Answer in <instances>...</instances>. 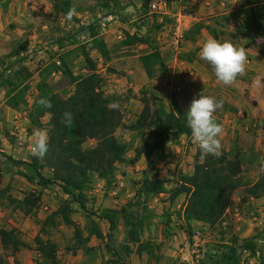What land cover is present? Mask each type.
<instances>
[{
  "label": "trees",
  "instance_id": "obj_1",
  "mask_svg": "<svg viewBox=\"0 0 264 264\" xmlns=\"http://www.w3.org/2000/svg\"><path fill=\"white\" fill-rule=\"evenodd\" d=\"M150 3L151 0H143L141 5L137 6L134 1L127 4L124 0H95L94 5L86 6L77 4L74 0H52V12L56 18L68 20L66 14L74 5L76 14L87 11L95 13L98 10L103 17L122 14L131 6L135 8L141 23L143 22L142 25L132 22L135 28L140 29L144 19L153 14L150 11ZM230 17L238 20L236 35L251 39L245 48L255 46L259 38L264 41V7L258 2L245 0L244 8L232 13ZM101 19L97 18L92 23L82 26L80 32L88 39L92 50L97 51L108 63L111 60L112 49L101 34ZM122 20L131 22L132 15L126 13ZM154 21L145 34L136 33L122 43L124 47L138 44L150 46L152 52L141 58L149 79L155 77L158 67L165 70L161 52L154 38L163 28L165 21L159 23L157 17ZM203 29H207L218 40L217 29L203 24H196L189 32V38L196 40V36ZM57 44L63 49V39H58ZM80 49L86 72L76 74L68 60V52L61 54L58 61H52L40 71L38 96L32 106L26 101L25 96L29 90L27 82L33 73L25 66L19 67L24 60V57H21L22 49L12 51L1 61L0 89L5 91L8 106L15 110L25 108L28 112V134L32 135L34 130L40 129L46 131L48 135V152L42 159L32 154L27 160L3 156L13 163L17 169L16 174L29 183L44 188L48 185H57L61 193L67 196L59 209L36 224L40 229L34 240L40 256L36 264H61L58 258L59 245L51 238L53 234L51 229L59 224L58 218L60 223L74 229L76 245L72 251L85 249L86 253L92 252L93 249L88 245L93 236L99 240L111 237L123 224L126 229V243L122 253L107 247L113 258L104 264H125L122 262L124 257L130 256L135 250L139 255L146 253L155 258L156 251L160 250L161 246L143 240L145 223L140 211L143 208L141 202L165 193L169 194L168 199L171 203L181 195L186 196L183 214L180 212L177 214L185 224L180 225L181 229L192 233L191 224L199 222L207 225L211 231L217 228L221 230L219 242L207 245L203 257L197 264H242L245 253L254 258L258 254L262 237L241 238L232 233L230 239L226 240L225 235L228 234L227 231L232 232V227L224 223L236 192H241L244 202L264 197V173H261L254 183L244 182L241 177L244 168L240 154L232 156L230 153H222L218 157L206 155L201 161L202 153L199 148L193 174H180L176 187L168 189L167 181L159 177L160 169L154 160L156 157L161 161L167 158L165 149L168 143L176 144L184 136L192 137L187 126V113L181 108L175 96H172L169 108L163 99L144 89L141 113L133 123L125 124L124 113L118 104L128 100V97L124 98L118 93H106L95 59L86 50L85 45H81ZM52 74L60 75L61 84L50 83ZM61 88L65 89L64 93H61ZM42 98L50 100L52 107H42L38 103ZM113 103L118 107L110 108L109 105ZM65 112L73 114L71 127L61 123ZM46 116H49L47 123L43 121ZM214 119L222 125L220 119L216 117ZM121 129L136 132L140 138L139 146L135 149V157L129 163L135 165L145 158L152 166L143 172L139 180L133 182L136 193L132 201L119 209L95 211L88 208V192L93 188V176L97 175L105 181L108 188H111L115 180L116 166L125 162L129 151L128 145L121 143L116 136ZM89 141H95V146L86 147ZM2 154L5 153L0 151V155ZM45 170L52 172L51 178L43 175ZM6 192L0 190V205L4 202ZM43 194V191L35 190L25 193L21 199H11L10 202L26 217L36 219ZM74 205H78L88 214L90 224L86 226V236L84 229L72 219V213L76 212ZM101 221L109 224L107 235L103 233ZM0 246L2 251L14 260L17 259L18 253L30 248L19 229L6 227L0 228ZM0 264H10V261L0 255Z\"/></svg>",
  "mask_w": 264,
  "mask_h": 264
},
{
  "label": "rangeland",
  "instance_id": "obj_2",
  "mask_svg": "<svg viewBox=\"0 0 264 264\" xmlns=\"http://www.w3.org/2000/svg\"><path fill=\"white\" fill-rule=\"evenodd\" d=\"M74 1L77 4L86 6L94 5L95 2V0ZM131 1L133 0H124L127 4ZM142 1L143 0H141V3ZM256 1L264 7V0ZM126 13L132 15V21H134V23H141L140 17L136 13L135 8L131 6L122 14L115 16L103 17V14L98 10L95 13L87 11L85 13H77L73 21H68L62 18H56L53 15L52 0H0V68L1 61L7 54L16 49H22L23 53L21 57H24V60L19 67L25 66L33 73L32 78L27 82L29 90L25 96L26 101L32 106L38 96L37 84L40 81V71L52 61H58L61 54L68 52V60L76 73L84 74L86 72L83 71L86 68V65L80 49L81 45H85L86 50L97 63V71L103 80V89L106 93H112L111 90H114V88L112 89L109 87L110 85H113V83H109V79L106 78L108 74V70H106L105 67L106 62L104 60L102 62L100 61V58H97V55H99L98 52L92 50L88 39L80 32V28L86 24L92 23L97 18H102L101 34L103 37L107 35L109 30H117L114 35L117 36L121 34L124 36V39H126L130 34L128 30L123 28L129 23V21L125 22L122 20V17L125 16ZM151 15L152 16L148 18L149 20L144 19L146 23H151L156 17L157 21L161 17H165V19L168 18V16L162 14ZM222 17L223 16H217L212 18L209 16L207 21H210L211 26L217 29L218 36H223L221 32L223 27H227V29H231L232 27V31L228 33H230V37H232L235 42L238 36L235 33L232 21H229L230 17L228 20L222 19ZM167 24L173 26L174 18H169ZM58 39H63V49L59 48V45L57 44ZM123 40H118L119 42H117L115 46L121 45ZM250 40L251 39L246 38L244 43L236 41L234 45L245 48V45ZM252 48H256L259 52L264 54V41L261 38L257 39L256 46ZM249 61H251L250 57L247 59L245 73L238 76L236 82L232 85H224L219 82L215 77L213 67L207 62V67L210 69L209 71H211V77L203 86L199 87L198 94L204 91L205 95L215 98L217 102H223V107L214 113V117L220 119L223 126V132L219 137L222 144L221 154L230 153L232 156L237 153L240 154L244 168L241 177L244 182L254 183L262 173L260 172V161L261 158L264 157V135L258 133L257 127L249 126V124L245 122L248 115V108L256 104L255 98L248 89V84L257 75L254 71L250 70L252 63L250 62V64H248ZM190 74H192L191 71ZM49 81L53 85L57 83L61 84V82H59L61 81V77L59 74H52ZM126 87L127 86H125L123 90L126 89ZM144 89H147V92L149 93L151 91V85L148 84ZM64 90L65 89L61 88V93H64ZM129 92L132 93L131 90H125L120 91L118 94L125 98L129 95ZM262 98L261 100L264 102V99ZM4 99L5 93H3V89H0V102H3ZM124 103L125 101L119 102L118 105L121 109L123 108ZM262 107H264V104H262ZM123 111L125 112L124 109ZM43 121L47 123L49 121V116H46ZM120 133L122 132H119L118 136H120ZM3 139H7L9 147L6 148L0 139V149L5 150L3 152L5 154L0 155V171L2 169L4 173L16 174L17 169L14 167L13 163H10L3 155L15 157L17 160L23 159L25 155L24 153H27V146H23L24 149L20 150L21 152H15L12 145L16 142L12 141V136L6 134ZM93 146H95V141H89L86 144V147ZM198 149L199 146H197L195 156L197 155ZM191 153V150H188L186 155L190 156ZM202 160L203 159L201 158V161ZM142 167H145V165ZM139 173H141V170L140 172L132 174L131 176H134L135 178L134 180H130L132 182L137 181L135 179L140 177V175H138ZM4 177L6 178L3 179L0 185V190H5L7 192L3 204L0 205V228H17L19 230L20 228H25L28 230V233H23L20 230L24 240L26 242L31 240V243L35 245L33 234L36 230H30L27 227H31L32 223V226L36 227L38 231L39 226L36 225L37 222L44 221V219L59 209L64 198L58 190L54 189L52 192L47 193V199L41 202L37 218L26 217L21 211L16 210L15 206L10 202L11 199H19V197L24 196V191L21 188H18H23V186L18 184V186L15 187L12 185V178L10 176H8V178L7 176ZM167 183L170 182L168 181ZM131 188L133 190L135 189L133 187ZM151 200L152 199H147L142 201V209H145V211H142V209L140 210L145 223V236L143 240L161 246L160 250L156 251L157 256L155 258L150 257L151 264H161L163 260H166L169 264H180L184 260H182V256H178L176 252L180 250L178 247L181 248L179 245H184L182 243L188 241V236L180 228L179 222H177V218L174 216V212H171V209H168L166 205H163L162 200L157 201V203H153ZM90 207L95 210L93 206ZM97 208L99 209L95 211L103 210L101 207ZM76 214L72 213V218H76ZM86 218L83 220L85 224L84 226L82 223L79 224L80 227L84 229V236L87 234L86 226L90 224L88 215H86ZM27 220H29L28 226H25ZM58 221L59 224L56 227H52L51 230L53 232V240L59 245L58 258L60 259L61 264H67V262H69L66 256L67 252L70 254L72 253L71 255L75 256H78L79 252L80 255H83L84 253L85 255L82 257V259H84L82 264H93V251L86 253L85 249H77V251L71 250H74V246L76 245L74 240V229L72 227H64V224L60 223V218H58ZM79 222L80 221L76 223ZM225 224L232 227V232L230 233L227 231L228 234L225 235L226 240L230 239L232 233L237 234L241 238L253 236L262 237L259 242L258 254L253 258L250 257L249 253H245L242 264H264V197L260 200L252 199L249 202H244L242 200L241 192H236L232 197V203L227 212L224 225ZM100 226L104 233H109V224L107 222L101 221ZM120 226L121 227L115 231L111 237L107 236L103 240H97L96 253L99 251V253L104 256L100 264H104L107 261L105 260V255H107L109 259L113 258L112 252H109L107 247L122 253L123 246L126 243V229L123 224ZM211 232L212 234H209V236L207 234V236L201 237L203 240H206V238L207 240L209 239L210 244H202L200 238L199 240H196L191 247L194 253H192V256L189 257V260L187 261H192L197 255L198 250L204 252L207 245L219 242V239L222 236L221 230L217 228L215 231ZM91 244H93L92 240L89 245ZM89 245L88 247L91 248ZM133 248L136 249L135 247ZM188 251L189 249L186 248V252ZM104 252L106 253L104 254ZM0 255L8 258L10 264H22L19 258L14 260L13 258L8 257L2 251L1 246ZM38 259H40V256L37 259H34L35 264ZM77 261H74V264H77ZM70 264H72V262H70Z\"/></svg>",
  "mask_w": 264,
  "mask_h": 264
},
{
  "label": "crops",
  "instance_id": "obj_3",
  "mask_svg": "<svg viewBox=\"0 0 264 264\" xmlns=\"http://www.w3.org/2000/svg\"><path fill=\"white\" fill-rule=\"evenodd\" d=\"M169 5L171 12L169 15H166L168 16V18L165 19V17H161L160 19H158L157 22L162 23L163 21H165V24L163 28L155 34L154 37L161 52V56L165 64V70L163 71L158 67L153 79H149V77L147 76L141 60L144 55L152 52L150 46L145 44H138L135 46L127 47L122 46V44L115 46V44L119 42L118 40L124 39V36L121 34L117 36L114 35L116 34L117 30H109L107 32V35L104 36L105 41L112 49L111 60L110 62L106 63L105 66L106 70H108L106 78L109 79V83H113V85H110L109 88H114V90H111L112 93H120V91L125 90H131L132 92H129V95H127L128 100L125 101L122 108V111L123 109L125 110V112L123 111L124 122L127 125L133 123L134 120L137 119V116L141 113L143 109L141 95L144 87L148 84L151 85L150 93L163 99V102L169 108L171 105L172 96H175L181 108L184 110V112L187 113L193 98L198 96L199 87L203 86L211 77V71H209L210 69L207 67V61H204L200 58L199 52L202 48V45L208 39L214 38L207 29H203L196 36L197 39L193 41L191 40V38H189V32L196 24L211 26V22L207 21L209 16H211L212 18L217 16H226V20H228L232 13L244 8L245 0H169ZM177 12H181L185 15H194L193 19L188 17L185 19L184 29L186 41L180 50H177L174 45L173 26H171V24L170 26L167 24V20L169 18H172ZM229 21H232L236 33V24L238 23V20H231L230 17ZM132 22L133 21L129 22L127 26L123 27L130 32L127 38L123 40V42L131 39L136 33L145 34L155 21L152 20L151 23H146V21H144L145 24L140 29L135 28ZM221 30L223 36L219 35L218 41H231L233 44L236 41H239V43L245 42L244 40L246 39V37L243 36H238L236 38V41H233V38L230 37V33H228L232 31V27L231 29L223 27ZM245 49L247 57L251 58V61L248 62V64H250V62L252 63L250 66V70L254 71L257 75L248 84V89L252 96L255 98L256 104L248 108V115L245 119V122L249 124V126L257 127L258 133L264 135V107H262V104H264V102H262L263 100H261L262 97V99H264V54L259 52V50L256 48L251 47ZM97 58H100V61L103 62V59L100 55H97ZM85 69L83 70L84 72L86 71ZM187 69L190 70L192 74H185V71ZM125 86L127 87L123 90ZM3 93H5L4 90ZM28 126L29 118L28 112L25 110V108H22L20 110L11 108L10 106H8L6 98L3 102H0V139L3 142V145L8 148V141L7 139L3 138L6 134L12 136V141L16 142L14 145H12L15 149V152H21L20 150L24 149L23 146H27V153H24L26 156L24 155V158L20 160H27L29 158V155L31 154V152L28 150V144L32 135L28 134ZM119 132H122L120 133V136H118ZM116 136L121 143H125L129 147V151L125 157L126 160L123 163L117 164L115 170V180L111 188H108L105 181L101 180L97 175L93 176V188L88 192V208L90 209V206H93L95 210L99 209L97 207H101L102 209H119L132 201L134 199L136 190H133L131 188H134V185L130 179L134 180L135 178L131 175L135 172H140L141 170V173L138 174L140 175L138 179H140L143 175V172L145 170H149L152 166L151 163L145 158H142L135 165L129 163V161L135 157V149L139 146L140 142V138L136 132L121 129L117 132ZM197 146H199V144L194 143L192 137L188 138L184 136L178 143H168L166 145V159L161 161L158 160L157 157L155 158L154 162L156 163L157 168L160 169L159 177L167 182H170L167 183L168 189H173L174 187H176L179 181L180 174H193L196 161L195 154L197 151ZM188 150H191L192 152L190 156L186 155ZM0 151L4 152L5 150L0 149ZM13 158L15 159V157ZM144 165L145 167H142ZM43 175L46 178H51L52 172L50 170H45L43 172ZM4 176H7V178L8 176H10L12 178V185L15 187L18 186V184H21L23 188H18H21L24 191V194L35 190L43 191L44 194L42 201L46 200L48 196L47 193L52 192L54 189L58 190V192L64 199H67V196L61 193L60 188L57 185H48L45 188L40 187L37 184L29 183L25 178L17 174L4 173L2 169L0 171V185L3 179L6 178ZM21 198L22 197H19V199ZM168 198L169 194L165 193L161 194L157 198H151V201L153 203H157V201L162 200L163 205H166L168 209H171V212H174V216L175 218H177V222H179V225L183 224V219L180 220L177 217V214L179 212L183 214L186 205V196L181 195L172 203ZM74 209L77 212V214L75 212L77 217H74L72 219L75 222L80 221L77 224L82 223V225L84 226L85 224L83 220L88 214L82 211L78 207V205H74ZM28 222L29 220L25 222V226H28ZM32 225L33 224L31 223V227L27 228H29L30 230H36L33 234V238L35 239L40 229H38L37 231V228L33 227ZM191 225L192 233H189L182 229L183 232H185V234L188 236V241L182 243L184 245H179L181 246V248L178 247V249L180 250L176 252L178 256H182V260H189V257H191L192 253H194L191 247L192 245H194L193 243L196 242V240H199V238L202 241V244H209L210 242L209 239L207 240V238L206 240H203V238H201L203 236H207V234L208 236L209 234H212L207 225L199 222H194ZM65 226L66 225L64 224V227ZM20 230L23 233H28V230L25 228H20ZM86 235L87 234H85V236ZM104 235H107V233H104ZM51 238L53 239V236ZM91 240L93 244L89 246L93 248V264H100L104 256L100 254L99 251H97L96 253V242L99 239L96 238V236H93ZM27 244L30 245V248L22 250L20 253H18L17 258H19L22 264H35L34 259H37L39 257V254L36 251L35 245L31 243V240H29ZM186 248L189 249L188 252H186ZM105 253L106 252H104V254ZM71 254L68 252L66 253L67 260L69 261L67 262V264H70V262L74 264V261L77 260V264H82V261L84 260L82 259V257H84L85 255L84 253L83 255H80L79 252L78 256ZM105 260H109V257H107V255H105ZM122 262L125 264H151V258L145 253L139 255L135 250L134 253H132L130 256L124 257ZM161 264L169 263L166 260H163Z\"/></svg>",
  "mask_w": 264,
  "mask_h": 264
},
{
  "label": "clouds",
  "instance_id": "obj_4",
  "mask_svg": "<svg viewBox=\"0 0 264 264\" xmlns=\"http://www.w3.org/2000/svg\"><path fill=\"white\" fill-rule=\"evenodd\" d=\"M76 15L75 5L71 7L66 18L71 21ZM202 60L207 61L214 69L216 79L224 85H232L237 77L246 71L247 53L244 47H237L231 41L220 42L214 38L208 39L199 52ZM38 103L45 108H51L50 100L42 98ZM110 108H116V103L110 104ZM223 107V102H217L215 98L207 96L204 91L194 97L186 114L187 126L191 130V136L194 143L199 144L201 158L206 155L218 157L221 155L220 135L223 132V126L214 119V113ZM73 114L65 112L61 123L67 127L73 125ZM28 150L37 158H44L48 152V135L44 130H34ZM260 172L264 173V157L260 161Z\"/></svg>",
  "mask_w": 264,
  "mask_h": 264
},
{
  "label": "built area",
  "instance_id": "obj_5",
  "mask_svg": "<svg viewBox=\"0 0 264 264\" xmlns=\"http://www.w3.org/2000/svg\"><path fill=\"white\" fill-rule=\"evenodd\" d=\"M150 11L153 14H162L169 15L171 12L169 0H151L150 3ZM194 18V15H185L181 12H177L174 14V24H173V41L177 50H180L183 47V44L186 41L185 35V19L186 18ZM185 74H190V70H186ZM199 235V233H198ZM199 249V248H198ZM196 254V251H195ZM203 257V252L197 251V255L192 261L184 260L180 264H197L199 260Z\"/></svg>",
  "mask_w": 264,
  "mask_h": 264
},
{
  "label": "water",
  "instance_id": "obj_6",
  "mask_svg": "<svg viewBox=\"0 0 264 264\" xmlns=\"http://www.w3.org/2000/svg\"><path fill=\"white\" fill-rule=\"evenodd\" d=\"M135 2L136 5H140L141 4V0H133Z\"/></svg>",
  "mask_w": 264,
  "mask_h": 264
}]
</instances>
